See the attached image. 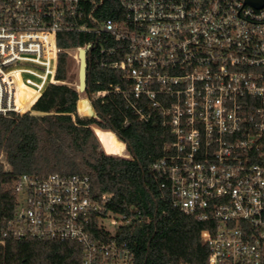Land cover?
Instances as JSON below:
<instances>
[{"label":"built area","instance_id":"1","mask_svg":"<svg viewBox=\"0 0 264 264\" xmlns=\"http://www.w3.org/2000/svg\"><path fill=\"white\" fill-rule=\"evenodd\" d=\"M92 4L0 0V124L35 114L63 50L79 59L92 47L64 49L62 32L112 38L102 52L122 58L103 65L123 83L94 96L123 94L140 120L168 129L152 170L174 207L209 224L206 261L177 264H264V0H120L122 21ZM0 163L10 168L3 151ZM14 187L16 235L78 242L82 264H136L116 231L142 217L108 209L88 175L22 172Z\"/></svg>","mask_w":264,"mask_h":264},{"label":"trees","instance_id":"2","mask_svg":"<svg viewBox=\"0 0 264 264\" xmlns=\"http://www.w3.org/2000/svg\"><path fill=\"white\" fill-rule=\"evenodd\" d=\"M92 1L89 0V6ZM95 1L100 4V19L123 20L120 0ZM86 43H92V47L87 55L84 92L92 101L96 117L79 113V91L67 83L72 57L63 50L57 71L59 82L47 87L34 105L35 114L5 119L7 125L0 124V152L5 153L10 165L7 169L0 163V264H82V244L19 236L11 225L16 220L17 175L53 171L88 175L93 196L110 195L108 209L142 217L140 222L134 221L116 231L118 242L132 250L136 264L204 263L209 247L202 240L201 231L209 224L174 207L152 170V163L162 154L169 137L168 129L159 121L150 125L140 120L123 94L94 96L110 84L123 83L119 70L103 65L121 59L122 54L102 52L104 45L115 44L104 34H60L59 44L64 49ZM115 138L124 148L120 152L115 150L121 148ZM126 150L129 157L117 156ZM91 228L94 235L110 237L97 221Z\"/></svg>","mask_w":264,"mask_h":264},{"label":"water","instance_id":"3","mask_svg":"<svg viewBox=\"0 0 264 264\" xmlns=\"http://www.w3.org/2000/svg\"><path fill=\"white\" fill-rule=\"evenodd\" d=\"M88 50H89L88 47H84L81 48L79 51V90L80 91H85L87 87ZM82 105L84 108L83 111H86L87 116L96 117L95 109L93 107L92 101L89 98L83 99Z\"/></svg>","mask_w":264,"mask_h":264},{"label":"rangeland","instance_id":"4","mask_svg":"<svg viewBox=\"0 0 264 264\" xmlns=\"http://www.w3.org/2000/svg\"><path fill=\"white\" fill-rule=\"evenodd\" d=\"M67 83L72 85V86H75L78 91H79V94H80V101H79V104H78V108H79V113L83 116H87L86 114V111H83L84 108H83V105H82V102L81 100L85 99V98H88L85 94L84 91H80L79 90V59H76L74 57H72V59L70 60V69H69V77L67 79ZM34 98H32L31 100H33ZM30 100V101H31ZM81 107H82V110H81ZM92 127H98L97 125H91ZM116 142L119 144L118 140L115 138ZM120 145V144H119ZM121 147V145H120ZM101 149H103L101 147ZM124 149L123 147H121L120 149L117 150V148H115L116 152H120ZM104 150V149H103ZM120 150V151H119ZM105 151V150H104ZM106 152V151H105ZM107 153V152H106ZM113 155H116V154H113ZM117 156H121V157H129L130 155L128 154L127 150L123 153V154H117Z\"/></svg>","mask_w":264,"mask_h":264},{"label":"bare ground","instance_id":"5","mask_svg":"<svg viewBox=\"0 0 264 264\" xmlns=\"http://www.w3.org/2000/svg\"><path fill=\"white\" fill-rule=\"evenodd\" d=\"M81 109H82V107H81Z\"/></svg>","mask_w":264,"mask_h":264}]
</instances>
